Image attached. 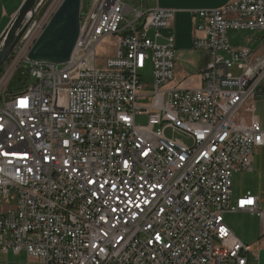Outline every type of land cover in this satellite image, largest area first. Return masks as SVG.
<instances>
[{
    "label": "built area",
    "instance_id": "2783aa9c",
    "mask_svg": "<svg viewBox=\"0 0 264 264\" xmlns=\"http://www.w3.org/2000/svg\"><path fill=\"white\" fill-rule=\"evenodd\" d=\"M44 1L0 70V253L40 264H247L250 248L224 216L264 224L251 193L233 202L234 176L253 172L264 147L255 116L264 58L236 49L229 33H264V0L193 11L194 49L211 58L197 89L173 85L175 36L159 43L177 11L125 0L94 2L69 62L28 60L62 0L41 14ZM107 39L116 53L101 58ZM24 63L35 83L12 92Z\"/></svg>",
    "mask_w": 264,
    "mask_h": 264
},
{
    "label": "crops",
    "instance_id": "0c3cea01",
    "mask_svg": "<svg viewBox=\"0 0 264 264\" xmlns=\"http://www.w3.org/2000/svg\"><path fill=\"white\" fill-rule=\"evenodd\" d=\"M129 1L131 0H127V2ZM137 1L140 3L135 9L143 12L154 10L156 8L177 11L173 28L162 33L163 38L159 40V43H165V38L169 37L170 35H174L176 38V79L173 85L181 89L201 88L203 86L201 73L207 67L208 63L211 61V58L208 52L194 49L193 44L195 37L202 36V34L197 33V26L200 24V20L194 18L192 13L193 11L221 9L228 5L231 0ZM25 2L26 0H0V40L5 37L7 31L11 27L13 21L16 19ZM256 117L258 118L264 130V119H261L258 116ZM253 168V172L248 174L250 176L249 187L243 193H235L233 190V202H237L238 199L244 197L247 193H251L258 199L259 206L264 211V147L256 151L253 160ZM240 214L250 216L253 219L257 234L254 238L244 240L245 243H248L249 245L245 246L250 248L251 251V253L248 255L247 264H264V224L261 222L258 216L249 212ZM230 230L232 231L231 228ZM232 233L234 234L233 231ZM236 238L242 242L237 236ZM0 256H4V254L0 253Z\"/></svg>",
    "mask_w": 264,
    "mask_h": 264
},
{
    "label": "rangeland",
    "instance_id": "374dc122",
    "mask_svg": "<svg viewBox=\"0 0 264 264\" xmlns=\"http://www.w3.org/2000/svg\"><path fill=\"white\" fill-rule=\"evenodd\" d=\"M61 0H45L43 4L42 13L53 12L56 7L59 5ZM96 0H82V19L85 18L87 12L94 6ZM127 1V0H125ZM139 1L131 0L127 2L128 6L131 8H137ZM133 20V15L128 16V22ZM229 38L231 40L232 46L236 49H248L251 52H254L259 57L264 58V33L251 32V31H240V32H230ZM116 49L111 44V39H107L98 49V55L101 58L110 57L115 55ZM261 54V55H259ZM9 64L12 63V60H8ZM28 70L26 64H22L21 68L13 78L11 82L10 91L17 92L23 88L28 87L31 84H34L35 81L31 80L27 76ZM235 76L240 75V71L235 67L231 70ZM152 74L153 68L151 63H148L146 69L142 72L143 82L150 86L152 83ZM255 115L264 119V99H259L256 102L255 106ZM137 125L146 126L148 124V118L139 116L136 119ZM167 136H171V132H167ZM250 173H240L236 174L233 179L234 186L233 190L235 193H243L249 187ZM225 221L227 225L232 229L234 234L243 242L244 245L249 246L248 243H245V239L254 238L256 234L255 222L250 216L243 214L239 215H225ZM0 264H40L38 260L33 257H28L26 253H22L19 256L4 255L0 256Z\"/></svg>",
    "mask_w": 264,
    "mask_h": 264
},
{
    "label": "water",
    "instance_id": "95a60500",
    "mask_svg": "<svg viewBox=\"0 0 264 264\" xmlns=\"http://www.w3.org/2000/svg\"><path fill=\"white\" fill-rule=\"evenodd\" d=\"M39 0H26L4 37L0 70L14 53L35 18ZM82 0H62L50 22L30 48L27 59L32 62L62 65L70 61L80 36Z\"/></svg>",
    "mask_w": 264,
    "mask_h": 264
}]
</instances>
